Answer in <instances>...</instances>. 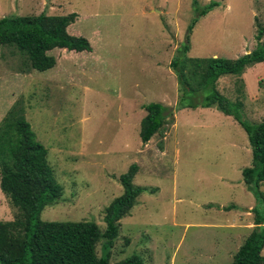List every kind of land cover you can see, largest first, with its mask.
Listing matches in <instances>:
<instances>
[{
	"label": "rangeland",
	"instance_id": "obj_1",
	"mask_svg": "<svg viewBox=\"0 0 264 264\" xmlns=\"http://www.w3.org/2000/svg\"><path fill=\"white\" fill-rule=\"evenodd\" d=\"M210 1L217 5L198 16ZM42 12L75 13L67 30L91 50L54 48L47 53L55 65L37 71L15 48L0 47V122L14 104L23 106L62 187L40 218L95 221L103 230L105 208L123 192L119 177L135 163L133 183L156 191H142L119 220L110 262L137 255L142 264H230L257 204L242 178L252 163L248 137L215 107L177 109L169 63L187 35L190 57L250 52L264 26V0H0V17ZM216 88L242 99L248 122L264 119V61L241 77H220ZM150 102L169 107L173 118L144 143L140 120ZM259 189L264 194V182ZM17 213L0 189V220Z\"/></svg>",
	"mask_w": 264,
	"mask_h": 264
},
{
	"label": "trees",
	"instance_id": "obj_2",
	"mask_svg": "<svg viewBox=\"0 0 264 264\" xmlns=\"http://www.w3.org/2000/svg\"><path fill=\"white\" fill-rule=\"evenodd\" d=\"M196 5V0H193ZM217 3L210 1L199 10L205 15ZM75 13L68 15L2 16L0 17V47L9 46L23 54L29 68L44 71L55 65V58L47 52L54 48L67 51H90L87 38L75 36L67 28L74 22ZM197 22L193 18L188 32ZM264 26L258 27L257 46L236 58L190 57L188 38L169 63L176 74L180 96L177 109L215 107L232 116L244 129L251 147L252 163L242 170L246 188L256 198L252 208L253 227L234 253L230 264H264V194L259 187L264 182V119L248 122L242 114L241 98L229 99L217 88V80L224 75L241 77L245 70L264 61ZM145 115L140 120L139 136L149 141L160 133L173 118V112L161 102L144 105ZM47 149L36 140L34 131L24 116V108L14 104L0 122V189L18 209L13 220H0L1 264H142L137 255L110 262L114 239L119 233V220L129 214L142 191L155 188L135 185L137 164L121 174L123 192L112 199L104 211L105 228L95 221H45L40 212L56 203L62 187L53 178L47 160ZM229 204L225 209L234 208ZM100 242L98 255L96 245Z\"/></svg>",
	"mask_w": 264,
	"mask_h": 264
}]
</instances>
